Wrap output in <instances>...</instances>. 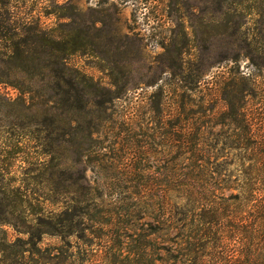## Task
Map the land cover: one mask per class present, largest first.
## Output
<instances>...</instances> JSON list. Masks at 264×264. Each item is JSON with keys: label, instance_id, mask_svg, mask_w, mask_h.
Returning <instances> with one entry per match:
<instances>
[{"label": "rangeland", "instance_id": "1", "mask_svg": "<svg viewBox=\"0 0 264 264\" xmlns=\"http://www.w3.org/2000/svg\"><path fill=\"white\" fill-rule=\"evenodd\" d=\"M8 18L22 43H66L65 53L33 51L32 64L46 50L111 90L118 81L123 99L72 108L55 67L0 76V264H112L117 197L158 194L168 175L175 189L192 165L184 140L208 146L217 204L248 189L242 164L254 153L237 148L264 143V0H0ZM7 43L0 35V62ZM28 86L38 93L24 94ZM70 126L86 148L77 160ZM57 190L67 203L53 206ZM54 213L66 220L62 235L49 225Z\"/></svg>", "mask_w": 264, "mask_h": 264}, {"label": "trees", "instance_id": "2", "mask_svg": "<svg viewBox=\"0 0 264 264\" xmlns=\"http://www.w3.org/2000/svg\"><path fill=\"white\" fill-rule=\"evenodd\" d=\"M0 35L8 42L2 52L6 51L9 55L7 61L0 62L2 78L12 79L13 74L24 72V69L31 66H42L44 70L55 67L59 73L60 90H63V83L67 89L63 91V95L67 96V103L72 108L77 105L85 108L92 103L105 108L123 99V94L117 91L121 86L118 81L111 85V90L71 69L63 57L49 61L46 50L43 59L32 64L35 60L33 51L38 52L40 48L43 51L50 44L52 49L58 48L56 53H65L68 48L65 42L63 45L62 38L55 40L43 36L35 47L33 43H22L19 30L15 28L11 18L4 21L0 19ZM86 89L91 91L90 96L85 93ZM23 91L24 94L38 93L34 86H28ZM60 95L62 94H57ZM92 95L98 100H92ZM234 115L245 120V115L240 112L234 111ZM244 131L246 136L249 135L248 128ZM97 133L91 131L90 136ZM66 136L71 138L70 153L77 160L86 150L80 140H74L78 136V129L70 126L66 130ZM185 142L186 140L182 141V145L185 146V151H190L192 165L188 168L186 166L190 171L176 177L175 189H172L174 177L168 175L166 190L163 189L158 194L136 189L131 197H117L115 205L120 206L117 210L125 211L129 221H121L122 213L116 212L118 221L114 224L115 233L107 245L115 249L116 253L108 259L111 257L112 264H264V143L245 140L246 143L238 146L237 149L254 153L242 164V169L245 163L249 164L243 171V179L248 189L241 195L229 198L233 205L222 206L216 203L214 190L217 177L209 169L211 158L208 146L200 144L198 139ZM60 149V144L52 146L54 159L60 154ZM120 182L121 178H118V183ZM229 182L232 183L231 180ZM55 193L51 200L53 206L67 203L62 200L63 193L58 190ZM148 197L151 203L148 202ZM174 198L178 203L177 200L174 202ZM125 201L131 203L129 207L125 205ZM62 215L54 213L52 224L49 223L54 235L65 233L66 220L61 218ZM143 216L150 218L146 224L141 223ZM130 218H134V221ZM100 225L109 227L113 223L111 220L100 221ZM45 234L47 233L40 231L36 241L41 243ZM124 245L128 248H124Z\"/></svg>", "mask_w": 264, "mask_h": 264}]
</instances>
